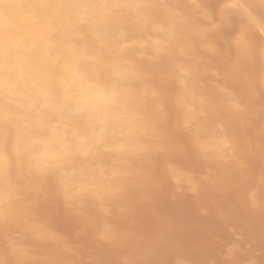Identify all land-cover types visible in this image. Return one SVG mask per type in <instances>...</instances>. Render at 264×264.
<instances>
[{
    "label": "bare ground",
    "instance_id": "bare-ground-1",
    "mask_svg": "<svg viewBox=\"0 0 264 264\" xmlns=\"http://www.w3.org/2000/svg\"><path fill=\"white\" fill-rule=\"evenodd\" d=\"M257 1L259 4L257 6L264 7V0H257ZM227 3H226L227 5L225 6L226 8L239 9L240 12H242V15H244V17L249 22V23L247 22V24L249 26L251 25L256 27L258 30L260 29L262 34H264V27H263L264 24L262 22L264 18L261 21L254 13V10H252L253 8L252 9L249 8L244 2V0H230V2L227 1ZM173 4H175V2ZM178 6L179 5L167 4V0H0V226L1 225L5 226L9 224L12 225L14 223V225L17 224L23 230L30 232L34 237L38 239H47L49 241H51L50 239L57 240L56 235L50 232L42 224L44 222L41 223L38 220L37 221L33 220L32 218L34 217L31 218L32 215L30 214L31 212H33V207L32 210L30 207H29L30 209L28 208L29 212L26 211L25 209L26 196L29 193L33 192L37 188L38 184L41 181H44L45 179L52 180L53 182H55V184H57L56 186L57 195H60L62 197V200H64L67 204L73 206L74 205L77 206L78 204H81L82 206L83 205L82 203L84 201H87L88 199H91L92 201H95L97 203V200L102 199L100 198V196L103 193H110V192H112V194L116 193L114 192L115 191L114 189H117L115 187L117 186L116 184L119 183L121 179H125L126 176L130 174L128 167L130 166L129 164L132 161V158L134 161L135 157L138 158V156L141 155L143 156L146 150L150 148V145L152 146V144L150 143L151 140L153 138L155 139V136L156 137L158 136L156 133L160 132V131L156 132V128H159V126L156 127L157 126L156 119H158L161 114L159 113L158 116L156 113L162 110L159 105V102L161 101L162 98L161 99L158 98V96L159 97L161 96L160 95L161 92L160 90H158V85L160 82L155 83L154 80V83L156 84L154 85V83L148 79L152 77H149V74H146L148 72L145 71L148 68L146 69L143 66V64L140 63V61H143L142 59H145L143 63L146 61V63L151 64V62L155 63L157 61L155 58L158 55L165 54L166 61L167 63L169 62L168 66L170 64V66L172 67L170 68L171 69L170 71H173L172 75L177 81L178 83L177 85L180 86L179 87L180 89H178V91L175 92L176 94L172 93L174 95V97L172 96L173 98L172 102H174L176 106H174V104L172 105L178 108L177 110L179 112L178 114L180 115L179 116L181 121L180 123L185 128H187L188 131L193 132L195 131L194 129L198 127H200L201 130L203 131L202 127L203 128L205 127L204 126L201 127V125H203V123H206L205 118L208 116L206 115L207 110L205 107L213 103L214 96L216 94L212 93L214 96H212V94L210 95L212 101H210L209 98L207 99L202 97L203 95L201 94L202 95L201 96L197 90L200 89L204 91V88L202 89L199 88L198 86L197 88L196 86L193 85L194 81L192 82L193 84L190 82V80L192 81L193 79H195V77L193 78L191 76V74L193 73L194 64L192 63L193 65L191 66L178 65L177 60L180 61L181 58L178 56H185L190 54L189 50L192 47H194V45H192V47L190 46L191 43L189 42L190 41L189 36L190 35H193L195 37L202 36L205 33L203 30L204 24L202 26L203 28H200L199 26H195L194 24H192L193 26L189 25L192 23L191 21H190L191 23L189 24L187 23L189 21H186V23H184L185 14H182L181 12L182 8L179 9ZM193 6H197V4H193ZM261 13L263 14V12ZM186 19H188V17ZM217 21L219 22L220 20L218 19ZM206 25L207 24H205V29H206ZM218 27H222V26H218ZM241 27L243 30L242 25ZM244 28H247V26L246 27L244 26ZM235 33L237 34V31ZM243 33H241V35L238 36V38L236 39L241 41L245 37L244 36L245 32L243 31ZM209 35L210 34H208L207 36ZM198 40L201 42L200 39H197V42ZM231 41L235 42L237 40L232 39ZM234 42L231 43L234 44ZM255 42L257 43V41ZM214 44H212V46H214ZM261 44L262 43H260V46ZM206 46L208 49H211L212 47L209 45V43L208 44L206 43ZM250 46H252V44ZM254 46L255 45L253 43V47ZM244 48H246L247 51H249V49L252 50V48L245 46V44H244ZM196 49H194L195 52ZM210 51H212V49ZM240 52L241 51H239L238 53ZM250 54L252 55V53ZM196 55L198 56L197 53ZM261 55L263 58L262 59L263 62L261 65L262 66L261 84L264 87V49L261 50ZM261 55L259 54L260 57ZM189 56L191 57V55ZM236 56L234 55V58ZM193 58L195 57H192V59ZM258 58L256 60L260 62ZM157 59H159V56ZM185 61L186 58L184 59V62ZM188 61L189 60H187V62ZM238 62L235 61V63L239 65ZM188 64L190 65V63ZM201 64H203V62ZM257 66L259 67L258 64ZM195 68H198V66ZM200 68L202 69L203 66ZM205 69L208 70V67L207 68L205 67ZM228 69H230V67ZM208 71H211L210 68ZM161 75L163 76V74ZM166 75L168 74L166 73ZM172 75L170 76L171 78ZM163 79L164 77L162 78V80ZM219 82L221 83V81ZM249 82L251 83V81ZM217 87L222 93V96L224 95L223 96L224 98L222 97L224 99V101L222 99L224 105L221 104L220 108L217 106L219 108L218 110L222 108V105L225 106L224 109L222 108L223 110L229 109L231 111H236L240 109V107L241 108L244 107L242 102L235 100L236 96L234 97V95L229 90V88H226L225 86L220 84H218ZM258 88L260 89V87ZM256 89L257 88H255V91ZM220 92L218 93L220 94ZM207 95L208 94H206L205 97ZM240 95H242V92L240 93ZM164 97L167 98L170 96L169 95L167 96L166 94V96ZM158 99H160V101ZM219 99L218 100L215 99V101H217V103L220 104L222 101ZM161 105L163 104L161 103ZM244 108H246V106ZM248 108H246V110H248ZM175 109L176 108H173L174 111H176ZM176 114L175 116H177ZM214 114L215 115L218 114V111L214 112ZM224 114H220V115H224ZM156 115L158 116V118ZM233 119L232 121H234ZM201 120L202 122L204 120V122L202 123ZM237 121L239 120L237 119ZM221 123L222 121L220 123L218 122L215 123V125L213 123L212 124L213 127L212 128L210 127L211 129L209 128L210 131H208L209 130L208 129L207 130L208 132L206 131L207 133L205 132L206 129H204L203 131L205 132L204 134L203 132L200 131L201 134L203 135V137L201 136V138L197 134L200 139L199 138L196 139V140L199 139V141L195 145L200 150V152L210 151V153L211 152L219 153L224 150L227 153V151H229L232 148L231 139L229 140L228 137H226L227 133L225 134L223 127H221L224 125V123H222V125ZM258 124H260V122L257 123L256 125ZM247 125L245 124V126ZM235 126L238 127L239 125H235ZM250 126H252L253 128L252 124ZM249 128L247 129L251 130ZM175 129L177 128H174L173 130ZM258 130L260 131L259 128ZM197 132L198 129L197 131H195V133ZM253 132H251V135ZM243 134H241V136ZM254 134L258 135L257 133ZM260 134L261 133H259V135ZM258 136L256 137L257 140L259 139ZM161 139L164 138H160L158 140ZM251 140H253V138H251ZM250 142L251 141H249V143ZM253 144L254 143H252L251 147H253ZM245 148L243 149L245 150ZM223 154L225 155V153ZM247 156H249V154ZM153 161H148V162L151 163ZM251 164L253 165V163ZM261 166L262 165L260 164V167ZM169 172L174 181L177 182L183 181L189 183L190 185L194 184L191 177L184 176L176 169H170ZM246 176H248V174ZM131 178L132 177H130V179ZM239 184L240 183H238V185ZM243 185L245 184L243 183ZM43 194L45 196V192ZM99 202L100 201H98L97 204L99 206L101 205L102 207H104L102 204V200L100 204ZM258 207L259 206H257V208ZM94 209H96V207L93 208V212L96 214V211ZM102 209H104L103 211L106 210L105 207ZM27 213L28 214L30 213L29 216L27 215ZM157 214L159 215V213ZM81 215L82 214H80V217ZM80 217L79 219H83L84 221V218H80ZM42 218L40 220H42ZM93 219L96 218L94 217ZM89 223L91 222L89 221ZM91 226L92 225H90V227ZM55 232L57 231L55 230ZM121 233L124 232L122 231ZM86 234H88L87 231ZM141 238L138 237L139 240ZM188 248L190 247L188 246ZM164 249L165 247L163 248V251ZM24 251L25 249L22 250V253H24ZM148 254H147V258L151 255L150 254L148 256ZM127 255L125 254V256ZM230 256L232 255L230 254ZM159 257L161 258L162 256ZM25 258L27 259L29 257H27L26 255ZM131 260L130 261L132 263L134 260L132 258Z\"/></svg>",
    "mask_w": 264,
    "mask_h": 264
},
{
    "label": "rangeland",
    "instance_id": "rangeland-1",
    "mask_svg": "<svg viewBox=\"0 0 264 264\" xmlns=\"http://www.w3.org/2000/svg\"><path fill=\"white\" fill-rule=\"evenodd\" d=\"M227 1L230 2V0H179V1L178 0L177 1L167 0V4L179 5L178 6L179 9L182 8L181 12L182 14H185L184 23H186V21H189L187 22L188 24L192 22L189 25L194 24L195 26H199L200 28L204 27L203 30L205 33L202 36H197L198 38L193 35L189 36V39H190L189 42L191 43L190 46L192 47V45H194V47H192L189 50L190 54L185 55L186 57L178 56L181 58H180V61L177 60V64L183 65V66H191L194 64L193 73H192L193 75L191 74V76L193 78L195 77V79L192 78L193 80L192 81L190 80V82L192 83L194 81L193 82L194 84L192 83L194 86L196 87L198 86L199 88H202V89L204 88V91L200 89L197 90L200 95L201 94L203 95V96L201 95L202 97L207 98V99L209 98V100L212 101L210 98V95L212 93L216 94L215 96L212 94V96H214L213 103L205 107L207 110L206 115H208L207 116L208 118L207 117L205 118L206 123H203L204 120L203 122L201 120V122L203 123L201 127L204 126L205 128L202 127V129L203 131L204 129H206L205 130L206 132L210 127L211 128L213 127L212 125L213 123L215 125V123L217 122L220 123L222 121L224 125L221 127H223L225 134L227 133L226 137H228L229 140L231 139L232 148L229 151H227V153L224 150L219 153L211 152L212 154L210 153V151L200 152V150L196 147L195 144L198 143L201 136L203 137V135L201 134V132L203 131L201 130L200 127L194 129L195 131H197L198 129L197 133H195V131L193 132L188 131V129L185 128L180 123L181 121L179 117L180 115L178 114L179 112L177 110L178 108L174 107L176 105L174 102H172L173 101L172 96L174 97L172 93L176 94L175 92H177L178 89H180L179 88L180 86L177 85L178 83L175 80L174 76L172 75L173 71H170L171 70L170 68L172 67L170 66V64L168 66L169 62L167 63L165 54L158 55L159 59H157L158 58L157 56L155 58L157 61L155 63L151 62L152 66L150 63H146V61L143 63L145 59H142L143 61H140V63H142L146 69L148 68L147 70L144 68L146 70L145 72H148L146 74H149V77H152V78H148L147 76V78L151 80L153 83H154V80H155V83L160 82L158 85V90H160L162 94L160 93L161 96L160 97L158 96V98L163 99V101L162 99L161 101L160 99H158L160 101L159 105L162 110L156 113L158 116H159V113H161L160 114L161 118L160 117L158 118L157 115L156 116L158 119H156L155 117L157 121L156 127L159 126V128H156V132L160 131L161 133L160 132L156 133L158 136L157 137L155 136V139L153 138L151 140L150 143L152 144V146L150 145V148H148L149 151L147 149L146 152L144 153L145 155L144 154L143 156L141 155L142 157L141 156H138V158L135 157L134 158V161L136 160L135 162L133 161V158H132V161L129 164L130 166L128 165L129 166L128 170L130 174L126 176L125 179H121L119 182L120 184L119 183L116 184L117 186L115 187L117 189H114L115 190L114 192L116 193H113V194L112 192L103 193L100 196V198H102L101 199L102 204L106 209L105 211H103L104 209H102L104 207H102L101 205L99 206L97 204L98 201H100L99 204L101 203L100 199L97 200V203L95 201H92L91 199H88L87 201H84L82 203L83 204L82 206L81 204H78L77 205L78 207L76 205L74 206L69 205L64 200H62V197L60 195H57V192H56L57 184H55V182H53L52 180H48V179L47 180L45 179L46 181L45 180L41 181L38 184L37 188L26 196L25 209L26 211H28L30 208L32 210V207H33V212H31V214L29 213L30 215H32L31 218L34 217L32 218L33 220H36V221L38 220L41 223L44 222L45 224L44 223L42 224L50 232L56 235V239L58 241L54 239H50L51 241L47 239H38L34 237L30 232L23 230L17 224L14 225V223L12 225L11 224L5 225V226L1 225L0 226V234H1L0 235V264H109V263L110 264H125V262L126 264L127 263L128 264H135V263L136 264L137 263L138 264L140 263L141 264H190V263L192 264H211L212 262H213L212 264H225V263L226 264H244V263L245 264H264V252H263L264 251V236H263L264 235V232H263L264 231V185H263L264 184V180H263L264 179V176H263L264 175L263 173L264 172V156H263L264 155L263 154L264 153V134H262L264 133V130H263L264 129V115H263L264 114V87L261 84V78H262V75H261L262 66L261 65L263 62L261 50L264 49V40H263L264 34H262L260 29L258 30L256 27L251 26V25L249 26L247 24L248 22L247 19L244 17V15H242V12H240L239 9L226 8L225 6L228 4ZM174 2L175 4H173ZM244 2L249 8L251 9L253 8L252 10H254V13L256 14V16L262 21V19L264 18V7L257 6L259 5L257 0L256 1L255 0H244ZM193 4H197V6H193ZM260 11L263 12V14ZM187 17L189 20L186 19ZM216 19L217 20L219 19L220 21L218 22ZM215 21L218 23H216ZM262 22L264 24V20ZM215 23H216V26H215ZM205 24H207L206 25L207 31L205 29ZM241 25L243 26V30H242ZM218 26H222L223 28L218 27ZM244 26L245 27L247 26V28H244ZM236 31H237V34L235 33ZM243 31L245 32V35H244L245 37L241 41H239L236 38H238V36H240L241 33H243ZM208 34L210 35L207 36ZM197 39H200L202 43L199 40H198L199 42L198 43ZM232 39L237 40V41L235 42L231 41ZM258 39L260 40V42ZM254 40L257 41V43ZM231 42H234V44H232ZM206 43L207 44L209 43L210 46H212V44L215 43L214 46L211 47L212 51H210L211 49L207 48ZM240 43H241V46H240ZM253 43L255 45L254 47H253ZM260 43L263 44V45L261 44L262 47L260 46ZM216 44L217 45L220 44V45L217 46ZM244 44L245 46L252 48V50L249 49V51H247L246 48H244ZM251 44L252 46H250ZM195 45L198 47H196ZM194 49H196V52L194 51ZM239 51H241L240 52L241 54L238 53ZM257 51H260V52H257ZM196 53L198 54L199 57L196 55ZM250 53H252V55ZM259 54L261 55V57L259 56ZM189 55H191V57ZM234 55L235 56L237 55V56L234 58ZM192 57H195V58L192 59ZM185 58H186V61L184 62ZM257 58L261 63L256 60ZM187 60L189 61L187 62ZM235 61L236 62L239 61L238 62L239 65L236 64ZM202 62L203 64H201ZM188 63H190V65ZM257 64L259 65V67L257 66ZM194 66L195 67L198 66V68H195ZM202 66L203 68L201 69L200 67ZM204 66L206 68L208 67V70L210 68L211 71L206 70ZM228 66L230 67V69H228L229 68ZM166 73L168 75H166ZM161 74H163V76ZM171 75H172V78L170 77ZM161 77L162 78L164 77L163 80L165 82L162 80ZM219 81H221V83ZM249 81H251V83ZM197 82L200 84H198ZM155 83L154 85H156ZM161 83L164 85H162ZM218 84L223 85L226 88H229V90L232 92L234 97L236 96L235 100L242 102L244 107L246 106V108L248 107L250 108L246 110V108L240 107V109L236 111H231L229 109H225L227 111L223 110L225 108V106H223L224 105L223 103L224 95L222 96V93L218 89L217 87ZM258 87H260V89ZM255 88L258 89V90L256 89L257 92L255 91ZM214 91H216L217 93ZM218 92H220V94ZM241 92H242V95H240ZM204 93L205 95L206 94L208 95L205 97ZM166 94L167 96L169 95L170 97H167V98L164 97L166 96ZM215 99L217 100L219 99L221 101L223 99V101L222 102L218 101V102H221L219 104L217 103V101H215ZM161 103L164 105V108H163V105H161ZM172 104H174V106ZM221 104H223L222 105L223 109L221 108L220 110H218ZM173 108H176L175 109L176 111H174ZM217 111L219 115L216 114L217 115L216 116L214 112H217ZM246 111L249 113H247ZM167 114H170L171 116ZM175 114L177 116H175ZM220 114H224V115H220ZM214 119H216L217 121ZM232 119L234 121H232ZM237 119L240 122L237 121ZM199 121H198V124H199ZM259 122L260 124L256 125ZM245 124L246 125L248 124V125L245 126ZM251 124L253 125V128L252 126H250ZM235 125H239V126L237 127ZM171 127L173 129L174 128H177V129L173 130ZM247 128L251 130H248ZM258 128L260 129V131L258 130ZM210 129L208 131H210ZM258 131L259 133H261L260 135ZM205 132H203V134ZM251 132H253L252 135H251ZM239 133H240V136H239ZM254 133H257L259 136ZM197 134L200 136V138ZM241 134L243 135L241 136ZM159 135L162 137H160ZM230 135H233V136H230ZM257 136L259 138L258 140L256 138ZM159 137L164 138V139L158 140L160 139ZM197 138L199 139L196 140ZM251 138H253V140H251ZM249 141H251L250 142L251 144L249 143ZM252 143H254L253 147H251ZM257 144L258 145L261 144L260 145L261 148ZM248 147L249 148L251 147V148L249 149ZM243 148H245V150ZM223 153H225V155ZM248 154L249 156H247ZM148 161H153V162L150 163ZM250 162L253 163V165ZM260 164L263 167L262 166L260 167ZM170 169H176L184 176L191 177L194 184L190 185L189 183H186L183 181L181 182L174 181L169 172ZM139 173L140 174L142 173V174L140 175ZM247 174L248 176H246ZM130 177L132 178L130 179ZM238 179H239V182H238ZM238 183L240 184L238 185ZM243 183L246 186L243 185ZM44 192H45V196L43 194ZM106 194L107 195L110 194V195L107 196ZM257 206L259 207L257 208ZM92 207L93 208L96 207V209H94L96 211V214L93 212ZM153 209L155 210V213ZM157 213H159V215ZM29 214L27 213L28 216ZM80 214H82L81 217H80ZM139 215L141 216V218ZM77 216H79L80 218H84V221L83 219H79V217ZM40 217L41 218L43 217L44 219L42 218V220H40L41 219ZM94 217L96 219H93ZM225 217L227 220L225 219ZM222 218L226 221H224ZM169 219L171 222L169 221ZM89 221L92 224L89 223ZM166 221L168 224L166 223ZM90 225L92 226L90 227ZM101 225H103L104 227ZM64 228H67V229H64ZM103 228L105 229L107 228L106 229L107 231ZM161 229L164 231V233ZM55 230L57 232H55ZM85 230L88 232V234H86ZM122 231L124 233H121ZM102 232H104L105 234ZM91 236H94V237H91ZM138 237L139 238L142 237V238L139 240ZM204 237H205V240H204ZM9 239H11L12 241ZM188 246L190 248H188ZM160 247L161 248L165 247L164 251H163V248L161 249ZM24 249L25 251L24 253H22V250ZM150 252L151 253L153 252V253L151 254ZM125 254L126 255L128 254V255L125 256ZM147 254L148 256L150 254L151 255L147 258ZM230 254L232 256H230ZM26 255L29 258L26 259L25 258ZM140 255L141 256L143 255L142 256L143 260L141 259ZM157 255L162 256V257L160 258ZM130 257L134 260L133 261L134 263L133 262L131 263L132 260ZM221 257H224V258H221Z\"/></svg>",
    "mask_w": 264,
    "mask_h": 264
}]
</instances>
